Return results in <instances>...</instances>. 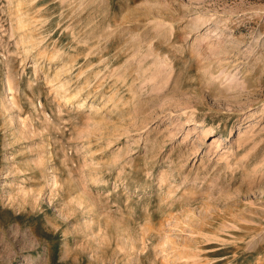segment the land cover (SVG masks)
Wrapping results in <instances>:
<instances>
[{"label": "rangeland", "instance_id": "1", "mask_svg": "<svg viewBox=\"0 0 264 264\" xmlns=\"http://www.w3.org/2000/svg\"><path fill=\"white\" fill-rule=\"evenodd\" d=\"M0 264H264V0H0Z\"/></svg>", "mask_w": 264, "mask_h": 264}, {"label": "bare ground", "instance_id": "2", "mask_svg": "<svg viewBox=\"0 0 264 264\" xmlns=\"http://www.w3.org/2000/svg\"><path fill=\"white\" fill-rule=\"evenodd\" d=\"M97 2V1H96ZM100 5V4H99ZM101 6V5H100ZM95 16V15H94ZM139 18V17H138ZM80 21V20H79ZM69 28V27H68ZM87 28V27H86ZM136 28V27H135ZM92 32V31H91ZM113 33V32H112ZM111 33V31H110V33L108 34L107 33V31H104V29H103V32H102V35H103V37L104 36H108V35H110V36H112L113 34ZM132 35H133V37H135V43L133 44V47H132V49H133V53H135V52H138L139 50H141L140 48H142V44H143V38L142 37H139V36H135L134 35V33H131ZM101 35V36H102ZM83 36V35H82ZM117 37L118 36V34H116L115 35V33H114V37ZM159 37V39L157 40V41H155V43L154 44H152L153 46H151V48L149 49V52H148V54H151L153 57H154V59L156 60V61H160V60H162L163 58L161 57L162 55H161V53L158 51V49H157V45L161 42H163L162 41V38L160 37V35L158 36ZM112 38L110 37L109 39H107V40H111ZM131 54V53H130ZM128 59V58H127ZM162 62V61H161ZM156 63V62H155ZM160 64V63H159ZM170 76V75H169ZM170 78V77H169ZM164 84V83H163ZM208 132H210L211 133V131H208ZM208 132H206V133H208Z\"/></svg>", "mask_w": 264, "mask_h": 264}]
</instances>
